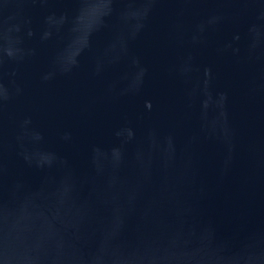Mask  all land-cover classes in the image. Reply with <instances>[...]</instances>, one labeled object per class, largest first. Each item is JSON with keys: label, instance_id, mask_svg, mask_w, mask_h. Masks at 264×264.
I'll return each mask as SVG.
<instances>
[{"label": "water", "instance_id": "95a60500", "mask_svg": "<svg viewBox=\"0 0 264 264\" xmlns=\"http://www.w3.org/2000/svg\"><path fill=\"white\" fill-rule=\"evenodd\" d=\"M0 264H264V0H0Z\"/></svg>", "mask_w": 264, "mask_h": 264}]
</instances>
